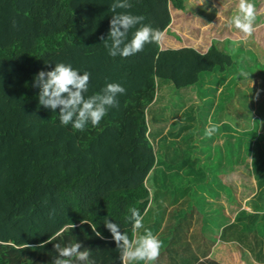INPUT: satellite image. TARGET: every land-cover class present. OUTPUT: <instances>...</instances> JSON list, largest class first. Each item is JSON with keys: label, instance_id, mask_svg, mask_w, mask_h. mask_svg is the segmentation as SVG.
Here are the masks:
<instances>
[{"label": "trees", "instance_id": "trees-1", "mask_svg": "<svg viewBox=\"0 0 264 264\" xmlns=\"http://www.w3.org/2000/svg\"><path fill=\"white\" fill-rule=\"evenodd\" d=\"M205 1L207 12L195 17L199 25L193 29L206 40L188 35L182 42L194 15L187 16L180 35L170 26L175 14L187 10L186 0H130L132 8L117 12L144 16L143 23L159 29L161 39L136 55L112 58L100 37L107 38L114 0H0V264H53L54 244L76 242L90 250L94 264H121L106 218L130 239L132 208L162 241L159 231L168 212L176 219L171 236L188 231L195 216L215 225L211 220L222 194L235 199L237 186L221 182L231 170L245 177L243 182L249 177L242 199L250 196L252 210L232 211L234 219L226 222L221 237L264 264V92L257 99V87L242 88L246 78L240 75L264 79V62L253 44L239 42V52L233 49L235 40L229 37L242 33L228 25L232 13L210 25L213 19L204 16L218 11ZM202 24L225 40L209 43ZM168 31L178 38L164 37ZM57 62L91 74L86 96L106 82L120 83L126 94L118 95L119 106L110 108L98 126L89 122L83 131L62 126L59 109L39 105L40 89L33 87L38 72ZM235 97L253 117L250 128L241 127L239 119L220 121ZM210 120L217 131L208 137ZM195 135L210 143L208 151L196 150L201 144ZM186 241L179 249L163 241L155 264L168 250L174 253L166 256L167 264H222L207 258L210 249L193 255Z\"/></svg>", "mask_w": 264, "mask_h": 264}, {"label": "clouds", "instance_id": "clouds-1", "mask_svg": "<svg viewBox=\"0 0 264 264\" xmlns=\"http://www.w3.org/2000/svg\"><path fill=\"white\" fill-rule=\"evenodd\" d=\"M130 0H114L110 6L112 18L107 38L100 37L112 58L117 56L127 58L143 51L146 44L159 43L161 32L149 24H144L145 17L134 15L130 12H117V9H130ZM257 10L250 0H239L238 12L229 21V26H234L240 33L241 39H247L254 32V21ZM139 25L138 28L136 26ZM136 28L129 39L130 29ZM46 63V62H45ZM49 64V63H46ZM90 73L72 67L69 63L57 62L50 70H41L34 77L33 87L40 89L38 93L39 105L56 112L59 109V122L62 126L71 125L74 131H83L90 122L93 127L98 126L107 115L110 108L118 107V95L126 94V88L120 83L106 82L105 86L97 93L86 96L89 91ZM241 76L248 77V73L241 71ZM217 131V125L209 121L205 134L211 137ZM128 217L132 223L133 236L130 239L121 231L117 223L105 219L104 225L110 231L112 239L120 250L121 264H155L161 249L164 246L153 232L146 229L143 216L136 208L130 209ZM81 223H87L81 221ZM74 228L75 225L72 224ZM97 237L104 239L94 226H91ZM144 229L142 234L139 230ZM51 242L50 240L47 241ZM28 247V245H25ZM82 243L76 242L62 247L59 243L54 244L57 257L53 264H73V260L81 264H94L89 259L91 252L88 249L81 250Z\"/></svg>", "mask_w": 264, "mask_h": 264}, {"label": "rangeland", "instance_id": "rangeland-1", "mask_svg": "<svg viewBox=\"0 0 264 264\" xmlns=\"http://www.w3.org/2000/svg\"><path fill=\"white\" fill-rule=\"evenodd\" d=\"M211 1L214 3V6H215L214 8L218 11V13L204 16L205 19H209V18H211V20L213 19L212 23L210 25H213L214 21L217 19L227 21L228 15L227 16L225 15L227 12H231L232 16L236 15L238 12L239 0H233L232 3H230L229 0H222L220 2H219V0H211ZM186 2H188L187 3V10L185 11V13H181L180 15L175 14L176 18H174L172 20L173 22L171 23V26H170L171 30L177 32V34L180 35V33H179L180 29H181L180 27L187 25L186 20H185L186 17L191 16L193 18V15H194V18L191 20L190 24L188 25L189 32L188 31L186 32V30H185V33H183L180 36V41L184 42L185 39L189 37L188 35H198L199 40H206L204 38L202 39V33L198 32V31L197 32L194 31L193 28H194V25L196 24L195 17H200L201 15H205V12H207L206 8H204L207 4L205 2H207V1H205V0H186ZM202 2H203V4H202ZM250 2L254 3L255 6L258 7V9H256V10L259 13L256 16V19L254 21L255 26H254V32H253L252 36L247 38V39L242 40L241 39L242 34H238V32H234L229 37V39L235 40V42L233 44L235 48H233V49H236L237 52H239V46L241 45V44H239V42H242L243 44H247V45L253 44L254 47L252 46V50L254 52H256V54L259 56L258 60L264 62V0H250ZM228 9H229V11H228ZM257 17H259V19H257ZM184 27L186 28V26H184ZM207 27L208 26L202 28L201 32L204 33V36L207 38V41L209 43H212V42L215 43V42H219V41L222 42L225 40V39H220L217 37L216 32H219V31L212 32L210 34V32L208 30H203ZM253 35H254V37H253ZM164 37H166L167 39H169L170 37L171 38L172 37L178 38L174 33L170 32V31L166 32ZM255 40L257 41V43ZM232 42L233 41H229V40L227 41V43H232ZM262 71L264 72L263 69H262ZM242 84H243L242 88H245V89L248 88L247 85H251V86L255 85L257 87L256 98L259 100L263 99L262 93H260V92H264V79H263V76L261 74L254 76V78L243 79ZM248 93L251 94V91H248ZM232 101H234V102H232V104L228 103L226 105V109L224 110V112H222L220 114V121H230V122L235 124L236 121L239 119V123H240L241 127L250 128L252 123H253V117L250 116V114L248 113V111L246 109L241 108V103H240V101H238L237 97H235L234 100H232ZM232 106H234V107H232ZM253 111H254V117L257 116L256 111L255 110H253ZM261 128H264V120H262V122H261ZM202 135H204V134H202ZM195 139L200 142L199 144H201L200 148L196 149L197 151H199V152L208 151V148H209L208 144L210 145V143H207V141H206V144H202L201 139L197 138L196 135H195ZM201 157H203L201 160L204 163L206 161L205 155L204 156L202 155ZM200 168L201 167H195L194 170L195 171H202V169H204V167L202 169H200ZM202 172L198 173V174H202ZM244 178L245 177H242V175L239 174L238 172H236V170H233V171L231 170L228 173H226V175L223 176V181L226 184L230 185L231 187L237 186V187H240V189H243L244 188V182H248L249 177L246 178V180L243 182ZM252 182L254 184H256L255 180H252ZM228 192H230V191H228ZM227 197H228V195H226V200H227ZM246 256L249 257L248 254ZM254 264H256V262Z\"/></svg>", "mask_w": 264, "mask_h": 264}, {"label": "crops", "instance_id": "crops-1", "mask_svg": "<svg viewBox=\"0 0 264 264\" xmlns=\"http://www.w3.org/2000/svg\"><path fill=\"white\" fill-rule=\"evenodd\" d=\"M195 25H199L197 21ZM205 26L207 25L202 24L201 29L204 28ZM206 156L208 158V155ZM215 156L216 154H213V157ZM221 182L225 183L223 181V178ZM226 194L228 195V193L222 194L217 215L216 216L214 215L211 220V223H215V225H208L207 224L208 222L205 219L201 220V218L199 219L198 217L195 216L193 225H191L189 227V230L185 231V233L181 236H179L178 233H174L176 235L173 234L172 236L170 235L169 229L171 222H175L176 219L171 218V214L168 212L167 215H165L164 217V220L162 222L159 231V234L163 238L164 245L168 244L171 245V247L179 249L181 247L180 243L187 242L186 240H188L190 241L191 251L193 255L197 254L203 256V253H205L207 249H210V253L207 258L214 259L222 264H254L255 262L256 264H258L255 258H253L252 253L250 251L246 250L236 242L228 241L222 239L221 237L222 228L224 227L226 222L234 219V214L240 208L252 210L250 204H248L250 196L242 199V189H240V187H237L236 194L233 195L235 199L233 197L231 199L230 196L228 195L226 200ZM232 211H234V214L233 213L231 214ZM225 216H228V219H226ZM196 221H198V223H196ZM172 251L170 253L168 250V252L165 254V256L162 257V259L158 264H167L169 258L166 256L167 255L170 256L172 253H174ZM247 254L249 255V257L246 256Z\"/></svg>", "mask_w": 264, "mask_h": 264}]
</instances>
